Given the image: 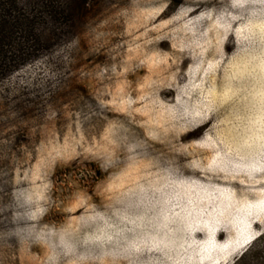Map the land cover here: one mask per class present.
I'll return each instance as SVG.
<instances>
[{"label":"rangeland","instance_id":"1","mask_svg":"<svg viewBox=\"0 0 264 264\" xmlns=\"http://www.w3.org/2000/svg\"><path fill=\"white\" fill-rule=\"evenodd\" d=\"M89 0L0 79V264H232L264 232V0Z\"/></svg>","mask_w":264,"mask_h":264},{"label":"trees","instance_id":"2","mask_svg":"<svg viewBox=\"0 0 264 264\" xmlns=\"http://www.w3.org/2000/svg\"><path fill=\"white\" fill-rule=\"evenodd\" d=\"M183 0H171L169 7ZM89 0H0V79L73 29ZM232 264H264V232Z\"/></svg>","mask_w":264,"mask_h":264}]
</instances>
